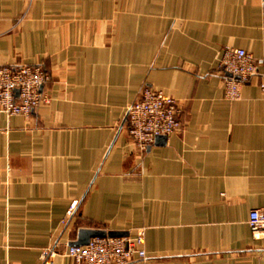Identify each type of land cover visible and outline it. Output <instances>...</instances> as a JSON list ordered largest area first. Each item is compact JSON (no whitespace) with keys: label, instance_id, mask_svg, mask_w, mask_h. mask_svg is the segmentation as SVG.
Returning a JSON list of instances; mask_svg holds the SVG:
<instances>
[{"label":"crops","instance_id":"1","mask_svg":"<svg viewBox=\"0 0 264 264\" xmlns=\"http://www.w3.org/2000/svg\"><path fill=\"white\" fill-rule=\"evenodd\" d=\"M229 46L262 61L240 100L219 67ZM0 64L43 65L52 97L0 110V264H44L82 229L143 230L148 258L129 264H264L249 225L264 207V0H0ZM144 86L183 112L141 152L126 113Z\"/></svg>","mask_w":264,"mask_h":264},{"label":"built area","instance_id":"2","mask_svg":"<svg viewBox=\"0 0 264 264\" xmlns=\"http://www.w3.org/2000/svg\"><path fill=\"white\" fill-rule=\"evenodd\" d=\"M261 64V60L244 48L226 47L219 65L226 76V97L240 100L244 85L259 75ZM50 78L51 74L43 65L0 64V110L8 117L30 116L36 109L51 104L52 97L44 88ZM261 87L264 89V82ZM182 112L175 97L144 86L139 99L126 113L131 139L141 152L147 151L157 137H169L182 129ZM76 206L74 202L68 215L74 213ZM249 225L253 236L264 242V207L250 212ZM58 254L73 258L77 264H129L148 258L143 230L136 236L94 237L86 245H68L63 250L54 243L44 248L41 260L49 264Z\"/></svg>","mask_w":264,"mask_h":264},{"label":"water","instance_id":"3","mask_svg":"<svg viewBox=\"0 0 264 264\" xmlns=\"http://www.w3.org/2000/svg\"><path fill=\"white\" fill-rule=\"evenodd\" d=\"M167 138V136H159L158 138ZM119 237V236H127V232L123 231H115V230H103V229H82L79 234V238L77 241L72 242L70 245H86L90 242V240L94 237Z\"/></svg>","mask_w":264,"mask_h":264}]
</instances>
